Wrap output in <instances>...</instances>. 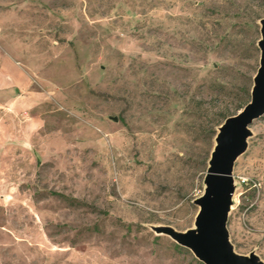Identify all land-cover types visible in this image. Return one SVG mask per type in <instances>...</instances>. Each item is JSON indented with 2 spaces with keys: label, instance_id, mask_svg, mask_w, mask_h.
<instances>
[{
  "label": "rangeland",
  "instance_id": "rangeland-1",
  "mask_svg": "<svg viewBox=\"0 0 264 264\" xmlns=\"http://www.w3.org/2000/svg\"><path fill=\"white\" fill-rule=\"evenodd\" d=\"M264 0H0V264H203L151 225L198 210L249 100ZM226 228L264 262V113Z\"/></svg>",
  "mask_w": 264,
  "mask_h": 264
},
{
  "label": "water",
  "instance_id": "water-1",
  "mask_svg": "<svg viewBox=\"0 0 264 264\" xmlns=\"http://www.w3.org/2000/svg\"><path fill=\"white\" fill-rule=\"evenodd\" d=\"M258 22V66L252 76L249 100L216 128L202 180L203 190L192 201L198 207L192 226L183 231L168 225L150 226L156 234H165L188 248L203 264H264L253 251L247 254L234 251L226 228L235 188L232 167L246 148V139L251 134L249 124L264 113V17Z\"/></svg>",
  "mask_w": 264,
  "mask_h": 264
}]
</instances>
